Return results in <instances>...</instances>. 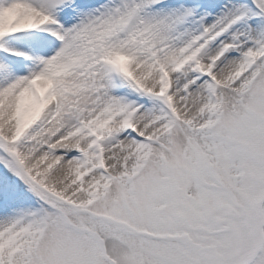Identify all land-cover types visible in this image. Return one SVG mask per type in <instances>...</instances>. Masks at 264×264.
Instances as JSON below:
<instances>
[{"label":"snow or ice","instance_id":"snow-or-ice-1","mask_svg":"<svg viewBox=\"0 0 264 264\" xmlns=\"http://www.w3.org/2000/svg\"><path fill=\"white\" fill-rule=\"evenodd\" d=\"M0 264H264V0H0Z\"/></svg>","mask_w":264,"mask_h":264}]
</instances>
